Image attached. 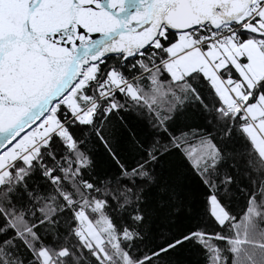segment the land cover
<instances>
[{"label":"snow or ice","instance_id":"snow-or-ice-1","mask_svg":"<svg viewBox=\"0 0 264 264\" xmlns=\"http://www.w3.org/2000/svg\"><path fill=\"white\" fill-rule=\"evenodd\" d=\"M0 264H264V0H0Z\"/></svg>","mask_w":264,"mask_h":264}]
</instances>
